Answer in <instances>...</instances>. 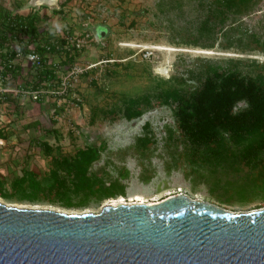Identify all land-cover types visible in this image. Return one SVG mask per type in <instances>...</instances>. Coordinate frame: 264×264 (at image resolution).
<instances>
[{
	"label": "rangeland",
	"instance_id": "rangeland-1",
	"mask_svg": "<svg viewBox=\"0 0 264 264\" xmlns=\"http://www.w3.org/2000/svg\"><path fill=\"white\" fill-rule=\"evenodd\" d=\"M3 1L10 6L21 1L19 9L24 11L36 7L47 14V23L58 33L68 30L80 35L85 32L90 34L84 38L85 44L73 61L85 68L78 75L76 94L71 92L63 98L47 93L39 102L38 99L28 100L27 97L12 94L10 101L0 103V130L9 133L8 138L0 142V201L17 206L82 212L98 211L105 203L136 201L138 196L145 202H153L182 192L191 198L233 211L264 206V198L258 196L239 200L240 193L244 192L240 190L238 179L225 183L227 178H234L230 171H222L219 176L215 174L221 184L217 186L212 185L217 178L208 169H205L204 176L197 173L185 176L180 168L169 173L164 170L169 154L164 147L166 131L163 125L172 122L169 107L154 105L132 120L121 118L112 121L103 112L106 107L121 104L124 96L140 94L155 84H164L171 75L185 73L187 68L197 66L201 58L220 61L234 57L263 61L264 53L240 50L237 45H254L256 37L264 36V0H255L246 12L226 21V24L232 21L240 29L231 35L229 48L220 46L221 42L227 41L220 33L212 47L175 42L189 38V31L195 30L208 0H69L64 5V0H56L54 4L37 3V0ZM60 6L62 13L51 11ZM102 30L104 35L98 33ZM237 35L241 37V42L237 41ZM206 40L203 36L200 38L201 42ZM151 46L155 47L153 55L148 59L142 58L140 49ZM54 59L62 60L60 56ZM23 65L26 74L23 73L24 76L19 79L21 83L24 78L29 81L31 77L27 64ZM62 66L65 67V64ZM241 66L250 71L254 69V65L246 62ZM33 101L40 104L31 103ZM33 119H38L40 126L25 127ZM145 121L150 122L157 142L153 152L143 158L141 164L139 155L130 146L142 132ZM50 127L54 130L44 131ZM102 137L107 141V148L92 169H105L115 175L119 167H127L129 176L124 179V195L67 208L57 203L20 199L17 193L12 192L10 179L13 175L21 174L24 169L44 173L49 167L47 155L33 138L44 139L53 147L57 146L58 149L53 152L71 153ZM150 174L153 176L141 179V176Z\"/></svg>",
	"mask_w": 264,
	"mask_h": 264
},
{
	"label": "trees",
	"instance_id": "trees-1",
	"mask_svg": "<svg viewBox=\"0 0 264 264\" xmlns=\"http://www.w3.org/2000/svg\"><path fill=\"white\" fill-rule=\"evenodd\" d=\"M68 1L64 0L63 5ZM254 2L208 0L195 30L189 31V38L175 42L212 47L220 33L227 40L220 46L231 47V35L240 29L232 21L229 24L226 21L246 12ZM20 7L21 1L14 2L12 6L0 1L2 33H9L11 38L24 33L27 42L23 50L26 51L28 44H32L34 50L44 54L41 68L27 69L28 73L31 71L29 79L32 85L37 87L44 79L54 81L57 78L56 67L73 63L80 49L72 51L64 39L60 40L45 27L46 23L41 24V21L48 20L46 13L37 8L24 11ZM51 11L63 12L61 6ZM202 36L209 41L201 42ZM7 40V37H1L0 47ZM237 41L241 42L238 35ZM237 47L264 53V36L256 37L254 45L238 44ZM54 56H60L62 60H52ZM245 62L254 65L253 71L243 69L241 65ZM0 63L4 68L2 72L11 73V80L26 74L21 73L19 61L5 58ZM24 82L28 80L24 78ZM6 100L10 101L11 97L7 95ZM154 105H165L171 111L172 122L163 125L166 131L164 147L169 154L163 165L166 172L180 168L185 176L190 173L204 176L205 169H208L214 176H219L222 171H230L234 178H227L225 183L238 179L240 190L244 192L240 193V201L253 196L264 198V60L226 57L214 61L208 57L201 58L197 66L187 68L185 73L171 75L164 84H155L140 94L124 96L121 104L106 107L103 112L112 121L121 118L132 120ZM51 122L55 121L51 119ZM26 126L37 128L40 122L33 119ZM53 130L54 127L44 129ZM7 136L5 131L0 130V137ZM32 140L47 155L49 167L44 173L24 169L21 174L11 177V190L20 199L41 200L69 208L125 194L124 179L129 176L127 167H119L115 175L105 169H92L107 148L105 138L93 139L71 153L53 152L58 149L57 146L53 147L44 139ZM156 142L155 131L150 122L145 121L142 132L130 146L139 155L141 164L143 158L153 152ZM151 176L153 174L141 176V179ZM215 178L212 185L221 186L218 177Z\"/></svg>",
	"mask_w": 264,
	"mask_h": 264
},
{
	"label": "water",
	"instance_id": "water-1",
	"mask_svg": "<svg viewBox=\"0 0 264 264\" xmlns=\"http://www.w3.org/2000/svg\"><path fill=\"white\" fill-rule=\"evenodd\" d=\"M0 264H264V206L182 192L82 212L0 201Z\"/></svg>",
	"mask_w": 264,
	"mask_h": 264
},
{
	"label": "built area",
	"instance_id": "built-area-1",
	"mask_svg": "<svg viewBox=\"0 0 264 264\" xmlns=\"http://www.w3.org/2000/svg\"><path fill=\"white\" fill-rule=\"evenodd\" d=\"M36 4V3H35ZM23 8V7H22ZM29 9H36L29 8ZM45 24V27L52 31L55 36H57L60 40L64 39L66 43H68L72 47V51L81 49L84 46V38L89 36V32H85L84 35L70 33L67 30L61 33H58L52 30L47 22L44 20L41 24ZM3 26L0 23V39L1 37H7L8 40L4 42V45L0 47V61L8 58L11 61H16L19 59H23L31 69L41 68L43 64L44 54H40L38 51L32 48V44H28V49L26 51L23 50V45L27 42L26 36L23 35H15L12 38L10 34L7 33L3 35ZM155 47H143L140 49V56L144 59H148L153 55V50ZM12 53V54H11ZM90 66V65H88ZM60 66L58 65L55 69V73L57 74V78L50 82L49 80L44 79L41 82V85L35 87L32 85V81L29 79L28 82H23L20 84H12V80L10 78L11 73L9 71L2 72L3 65L0 63V103L5 102L7 94L9 95H21L23 97H27L28 100H36L39 97L46 96L47 93H52L54 95H58L59 97L69 96L71 92L75 93V86L78 75L82 73L85 68L81 67L76 63H71L68 65ZM76 94V93H75ZM78 98V97H76ZM0 142H3V137H0Z\"/></svg>",
	"mask_w": 264,
	"mask_h": 264
},
{
	"label": "crops",
	"instance_id": "crops-1",
	"mask_svg": "<svg viewBox=\"0 0 264 264\" xmlns=\"http://www.w3.org/2000/svg\"><path fill=\"white\" fill-rule=\"evenodd\" d=\"M28 9H26L25 11H27ZM53 14V13H52ZM48 20H49V17H48ZM49 24V23H48ZM50 28L52 29V30H54L51 26H50ZM51 58V57H50ZM55 58V56L54 57H52V60H58V59H54ZM16 61H19L20 62V64H21V73L22 72H24L23 71V68H24V63H26L25 61H23V59H19V60H16ZM27 64V63H26ZM26 68V67H25ZM29 68V66H28V64H27V69ZM22 77H19L17 80H12V84H20L21 82H19V79H21ZM8 96H10L9 94H7ZM11 97V96H10ZM39 102V101H38ZM37 101L35 102V101H33V102H31V103H36V104H40V103H38ZM25 127H27L26 125H25ZM24 127V128H25ZM31 127H33V126H31ZM29 128V127H28ZM8 136H9V133L7 134ZM8 136L6 137V138H8ZM5 139V138H4Z\"/></svg>",
	"mask_w": 264,
	"mask_h": 264
},
{
	"label": "bare ground",
	"instance_id": "bare-ground-1",
	"mask_svg": "<svg viewBox=\"0 0 264 264\" xmlns=\"http://www.w3.org/2000/svg\"><path fill=\"white\" fill-rule=\"evenodd\" d=\"M56 0H37V3L54 4ZM123 202V201H122ZM133 202V201H132ZM134 202H145L142 197L138 196ZM154 202V201H153ZM115 203V202H113Z\"/></svg>",
	"mask_w": 264,
	"mask_h": 264
},
{
	"label": "flooded vegetation",
	"instance_id": "flooded-vegetation-1",
	"mask_svg": "<svg viewBox=\"0 0 264 264\" xmlns=\"http://www.w3.org/2000/svg\"><path fill=\"white\" fill-rule=\"evenodd\" d=\"M0 1H2V0H0Z\"/></svg>",
	"mask_w": 264,
	"mask_h": 264
}]
</instances>
